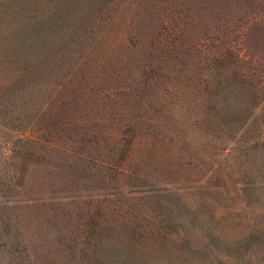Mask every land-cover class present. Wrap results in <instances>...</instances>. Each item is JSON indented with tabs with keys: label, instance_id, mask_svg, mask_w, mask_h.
<instances>
[{
	"label": "rangeland",
	"instance_id": "rangeland-1",
	"mask_svg": "<svg viewBox=\"0 0 264 264\" xmlns=\"http://www.w3.org/2000/svg\"><path fill=\"white\" fill-rule=\"evenodd\" d=\"M260 11L0 0V264H264V84L239 71L264 63L229 46ZM185 38L223 55L215 103L175 93V63L129 64Z\"/></svg>",
	"mask_w": 264,
	"mask_h": 264
},
{
	"label": "trees",
	"instance_id": "trees-1",
	"mask_svg": "<svg viewBox=\"0 0 264 264\" xmlns=\"http://www.w3.org/2000/svg\"><path fill=\"white\" fill-rule=\"evenodd\" d=\"M170 5L181 3L188 4L192 0H167ZM184 11V10H182ZM185 12V11H184ZM166 20L173 21L174 18H178L179 15L176 12H169ZM185 17V16H183ZM242 31L239 37L230 39L229 46L233 43L239 45L241 52L234 54V60H246L248 62H262L264 63V14L260 12H250L244 18L242 24ZM96 39H98L96 37ZM188 40L190 47L180 53V61L182 58L188 63V67L183 69L177 64V55L174 59L175 54L169 53H156L152 50H147L142 47L139 52V58H134L130 55L129 64L136 62L141 64V67L147 68L149 65H155L163 63L164 65H170L175 63L171 68L172 71V83L173 90L175 93H179L181 87H184L188 93H192L193 96L202 97L204 104L215 103L220 96L225 84L224 68L220 67V62L223 60V55L217 52H209L200 48V38L197 40ZM140 45L138 46V48ZM174 55V56H173ZM243 72L245 77L249 80L248 84L255 89L261 88L264 84V68H246L242 67L239 70ZM108 77V76H107ZM109 79L110 76L108 77ZM152 85L161 86L160 83L153 81ZM105 89V88H102ZM101 91V90H99ZM124 92L125 89L122 88ZM221 97V96H220ZM220 99V98H219ZM116 116V114H115ZM128 119L127 126L135 124ZM119 119V118H117Z\"/></svg>",
	"mask_w": 264,
	"mask_h": 264
}]
</instances>
